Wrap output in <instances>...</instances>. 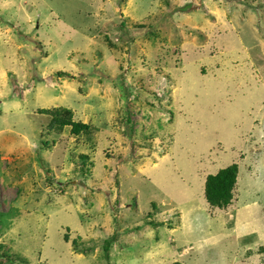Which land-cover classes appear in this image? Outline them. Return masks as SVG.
<instances>
[{"label": "rangeland", "instance_id": "rangeland-1", "mask_svg": "<svg viewBox=\"0 0 264 264\" xmlns=\"http://www.w3.org/2000/svg\"><path fill=\"white\" fill-rule=\"evenodd\" d=\"M263 57L264 0H0V264H264ZM61 108L90 132L50 128Z\"/></svg>", "mask_w": 264, "mask_h": 264}, {"label": "trees", "instance_id": "trees-1", "mask_svg": "<svg viewBox=\"0 0 264 264\" xmlns=\"http://www.w3.org/2000/svg\"><path fill=\"white\" fill-rule=\"evenodd\" d=\"M167 4V1H165ZM189 5H174L171 9L170 14H175V13H191L193 11H195L197 8L191 6L190 8H188ZM198 7V6H197ZM168 13H166V15H168ZM165 15V16H166ZM149 22V21H148ZM120 26L119 27H124V22L122 20L119 21ZM146 24V23H145ZM156 25H154V23L149 22V24H146L147 26L143 25V23H139L136 25L137 28H140L142 30H145V32H151L152 30L155 28L160 27L161 25L164 24V18L159 20V24L155 23ZM147 28V31H146ZM123 33H119L120 36H122ZM176 53H179L182 55V51H179L178 49L175 50ZM209 60L210 59V54L207 55L205 58L202 59L203 60ZM264 60V57H263ZM181 61H185V59H181ZM168 62H173V59L170 56H160L157 60L158 64H166ZM264 63V61H263ZM180 66V64H178ZM178 66V67H179ZM177 71V66H175L174 71ZM59 76L62 77H72L70 74L66 73V72H61V73H57ZM173 75V74H172ZM120 76V80L122 82V86L121 89L123 94L125 95V100L129 101L132 100L133 98L136 100H140V95H135L133 94V92H131V87L129 85H126L124 82V76L125 73L123 71V73H121L120 75L118 74V78ZM148 76V75H147ZM144 77H141L139 79H142ZM169 83V80L167 81ZM146 84H136V89L138 88L140 91H148V93H150L153 97V99L151 100V102L148 104L151 107H157L159 110H165L163 109L162 106V101L164 100V96H163V91L169 92V90H165L163 88H161V94L158 96L155 94V92L153 91L154 88H158L159 86H155V87H150V88H145ZM140 93V92H139ZM121 109L125 110V105L121 106ZM42 113V112H41ZM43 113H45V111H43ZM128 121V115L125 114V116L123 117V119H125ZM68 127L70 128L69 133L73 136H80L82 134H88L90 132V126L88 124H85L84 122L81 121H76L73 119V113L71 110L69 109H65V108H61V109H57L54 110L52 112V117L50 119V128L54 129V130H58L57 133H62V130ZM170 140H171V144H172V136H169ZM131 145H133V142H131ZM150 144L147 143H142L140 146L141 147H147ZM132 161V159H131ZM205 170H209L206 166L201 167L200 171H199V175L202 171ZM251 173V172H250ZM247 173L248 174V183L250 182V178H253V175ZM237 164H228L225 165V167H223L221 170H219L217 173L214 174H208L205 177V182H204V187H203V201L204 203L208 204V206L210 208H221L222 210H229L231 205H234V200L236 198V193L238 190V186L236 185V180H237ZM254 178H253V182L254 183ZM193 199V198H190ZM15 214L12 210V212H6L3 213L0 211V221H2L3 218H8V217H12L11 215ZM150 218V217H147ZM203 220V216L200 217V221ZM171 221V220H170ZM194 221V219H193ZM172 224L169 223V225ZM147 226L148 228L153 229V226L156 225L155 222L150 221V222H145L144 224H141L140 226L136 227L135 229H139L141 226ZM68 234V230H66V235L65 237H67ZM68 240V237H67ZM151 240H146V241H142L139 243L138 246H140L141 249H143L144 246H147L151 243ZM235 241H233L232 243H234ZM68 243V241H67ZM105 249L104 252V259L105 260H109V248H110V241H107L104 243L103 245ZM264 249V248H263ZM262 253H264V251H262ZM4 259L9 260L10 262H12V258H8L5 257ZM174 264H179V263H174Z\"/></svg>", "mask_w": 264, "mask_h": 264}, {"label": "crops", "instance_id": "crops-1", "mask_svg": "<svg viewBox=\"0 0 264 264\" xmlns=\"http://www.w3.org/2000/svg\"><path fill=\"white\" fill-rule=\"evenodd\" d=\"M234 202H235V200H234ZM238 209V208H237Z\"/></svg>", "mask_w": 264, "mask_h": 264}, {"label": "clouds", "instance_id": "clouds-1", "mask_svg": "<svg viewBox=\"0 0 264 264\" xmlns=\"http://www.w3.org/2000/svg\"><path fill=\"white\" fill-rule=\"evenodd\" d=\"M223 168V167H222ZM205 182V181H204Z\"/></svg>", "mask_w": 264, "mask_h": 264}]
</instances>
